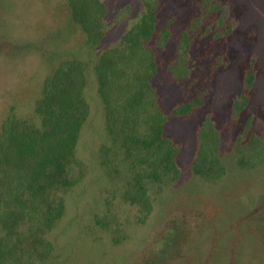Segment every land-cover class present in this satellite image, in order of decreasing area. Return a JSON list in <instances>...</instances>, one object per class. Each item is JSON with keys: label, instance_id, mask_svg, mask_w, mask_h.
Segmentation results:
<instances>
[{"label": "rangeland", "instance_id": "rangeland-1", "mask_svg": "<svg viewBox=\"0 0 264 264\" xmlns=\"http://www.w3.org/2000/svg\"><path fill=\"white\" fill-rule=\"evenodd\" d=\"M144 1L157 21L123 51ZM98 2L89 37L69 0H0V134L10 118L42 129L64 63L86 107L64 182L20 222L9 264H264V159L244 163L264 156V0ZM103 53L135 75L110 76V125Z\"/></svg>", "mask_w": 264, "mask_h": 264}, {"label": "trees", "instance_id": "trees-1", "mask_svg": "<svg viewBox=\"0 0 264 264\" xmlns=\"http://www.w3.org/2000/svg\"><path fill=\"white\" fill-rule=\"evenodd\" d=\"M69 2L73 18L89 37H93V32L100 26L96 13L100 12L102 4L98 0H69ZM144 5L147 7V14L145 13L140 21L144 23L130 29L122 37L123 51H132V44H137L136 39L140 35L138 29L143 33L142 36H150L148 34L152 26L145 23L146 19L157 21L154 7L150 8L146 1ZM139 50L143 51L141 48L134 49L135 52ZM143 52L142 55L136 56L140 57L141 61L145 58ZM107 54L103 53L100 57L97 81L99 94L105 104L107 123L110 125L115 113V99L110 90V76L112 73H122L120 76L128 80L135 75L131 70L127 74L124 70L121 72L117 65L119 63L113 62L112 57L110 55L108 57ZM122 57L124 59V56ZM77 69L79 66L75 62L64 63L50 78L46 79L43 96L37 106V112L42 120L41 130L26 123L13 121L11 118L2 125L0 134V264H9V261L14 259L13 248L16 246L14 235L20 222L37 213L43 214L46 208L47 192L51 187L64 182L66 166L74 153L80 120L86 111L79 97L83 77ZM130 98H133L132 94L128 100ZM123 100L121 98V101ZM135 105H130L129 110H124L123 114L130 116L131 112L137 109ZM141 111L138 109L134 115L139 117ZM132 126L135 124L131 123L127 130ZM259 153L250 154L244 163L263 160L264 156L257 158Z\"/></svg>", "mask_w": 264, "mask_h": 264}]
</instances>
